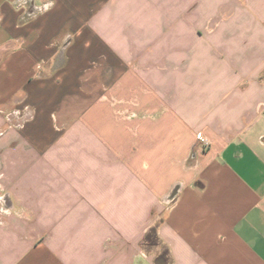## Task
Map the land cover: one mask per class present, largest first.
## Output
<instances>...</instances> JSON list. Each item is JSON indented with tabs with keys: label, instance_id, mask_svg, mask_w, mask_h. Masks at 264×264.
Returning <instances> with one entry per match:
<instances>
[{
	"label": "crops",
	"instance_id": "obj_1",
	"mask_svg": "<svg viewBox=\"0 0 264 264\" xmlns=\"http://www.w3.org/2000/svg\"><path fill=\"white\" fill-rule=\"evenodd\" d=\"M0 264H264V0H0Z\"/></svg>",
	"mask_w": 264,
	"mask_h": 264
},
{
	"label": "built area",
	"instance_id": "obj_2",
	"mask_svg": "<svg viewBox=\"0 0 264 264\" xmlns=\"http://www.w3.org/2000/svg\"><path fill=\"white\" fill-rule=\"evenodd\" d=\"M197 139L203 145L204 148H208L212 144L211 138L203 132H198Z\"/></svg>",
	"mask_w": 264,
	"mask_h": 264
},
{
	"label": "rangeland",
	"instance_id": "obj_3",
	"mask_svg": "<svg viewBox=\"0 0 264 264\" xmlns=\"http://www.w3.org/2000/svg\"><path fill=\"white\" fill-rule=\"evenodd\" d=\"M62 52H63V50H62Z\"/></svg>",
	"mask_w": 264,
	"mask_h": 264
}]
</instances>
